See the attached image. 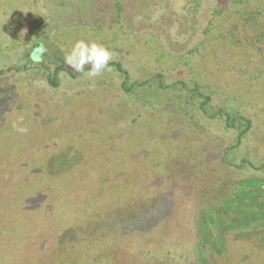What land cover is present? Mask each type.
Returning <instances> with one entry per match:
<instances>
[{"label": "rangeland", "instance_id": "obj_1", "mask_svg": "<svg viewBox=\"0 0 264 264\" xmlns=\"http://www.w3.org/2000/svg\"><path fill=\"white\" fill-rule=\"evenodd\" d=\"M229 1L0 0V264H264V47L209 24Z\"/></svg>", "mask_w": 264, "mask_h": 264}, {"label": "trees", "instance_id": "obj_2", "mask_svg": "<svg viewBox=\"0 0 264 264\" xmlns=\"http://www.w3.org/2000/svg\"><path fill=\"white\" fill-rule=\"evenodd\" d=\"M238 6H243L242 11H238ZM252 0H230L227 4L224 5V7H221L220 5H217L214 7L212 14L210 16L209 24L213 25L215 27L216 22L218 18L224 16L225 18L229 19L230 21L235 17L236 19H233L232 22H230V26L226 28V31H224V35H228L231 32V35H235L236 39H240L237 46V50L239 53H245V44L242 42V37L245 36L242 34L243 31H246L249 33L250 37H246L247 40H254L261 46L264 47V12L263 9H261L260 6H254L255 12L252 10ZM259 7V8H258ZM227 14V15H226ZM205 33L208 35H212L213 38H220V34L217 35L216 29L213 28L209 34L208 30H205ZM230 35V34H229ZM239 35V36H238ZM247 36V35H246ZM233 37V39H235ZM233 42V41H232ZM252 42H250L248 45H252ZM247 51L249 49L247 48ZM249 52H247L248 54ZM63 66H58L57 69H62ZM48 82L52 86H56L57 82L55 78L48 77ZM31 211V210H30ZM56 212H60L61 210L56 209ZM3 221L0 219V222ZM6 227H8L6 224L0 226L1 232L8 233L9 231H6ZM16 233H20V231H17ZM18 236V235H17Z\"/></svg>", "mask_w": 264, "mask_h": 264}, {"label": "clouds", "instance_id": "obj_3", "mask_svg": "<svg viewBox=\"0 0 264 264\" xmlns=\"http://www.w3.org/2000/svg\"><path fill=\"white\" fill-rule=\"evenodd\" d=\"M111 58V52L105 46L84 40H78L64 57L65 63L80 73H84L85 64L90 65V70L86 73L89 78L100 75L103 70H110L108 69V62ZM33 59L39 61L41 57L34 56ZM23 122V116L19 117L13 123V128L20 133H26L27 127L20 126Z\"/></svg>", "mask_w": 264, "mask_h": 264}]
</instances>
